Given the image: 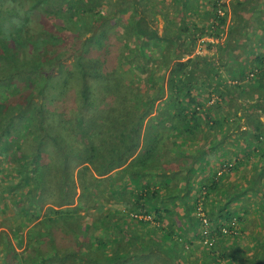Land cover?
<instances>
[{"label":"trees","instance_id":"16d2710c","mask_svg":"<svg viewBox=\"0 0 264 264\" xmlns=\"http://www.w3.org/2000/svg\"><path fill=\"white\" fill-rule=\"evenodd\" d=\"M263 187L264 0H0V264H264Z\"/></svg>","mask_w":264,"mask_h":264},{"label":"crops","instance_id":"0c3cea01","mask_svg":"<svg viewBox=\"0 0 264 264\" xmlns=\"http://www.w3.org/2000/svg\"><path fill=\"white\" fill-rule=\"evenodd\" d=\"M210 40H212V39L210 38ZM200 52L208 53L209 51L205 47H203V49L201 48ZM238 152H239L240 156L244 155L243 151L242 152H240V151L234 152L233 151L232 153L234 156H237ZM247 162H248L247 158H245V164L243 163L240 166L239 171H237V173H234L232 175L230 174L229 179H231L232 182L234 181L235 176L241 175V177L246 178V176H250V175L252 176L253 175L252 165L247 164ZM246 216H247L248 221L244 222V226L246 227L244 230L246 231V235L250 236V238H252V239L247 238V240H246L248 247L251 248V246L255 242V239L253 238L255 235L264 237V229L261 226H259L258 228L254 227V226H256V223L258 224L260 219H262V216L258 213H254V212L247 213ZM250 250H252V248Z\"/></svg>","mask_w":264,"mask_h":264},{"label":"rangeland","instance_id":"374dc122","mask_svg":"<svg viewBox=\"0 0 264 264\" xmlns=\"http://www.w3.org/2000/svg\"><path fill=\"white\" fill-rule=\"evenodd\" d=\"M214 49L215 48H212V50H214ZM250 176L243 178V177H241V175L240 176L238 175V176L234 177V181H235V183L241 184L242 186L247 185V184H249ZM263 190H264V187H263ZM258 197H259V195H257V194H256V196H253V197H249V198L245 197V199H244L245 202L243 204L246 205V207L250 210V212H254V213L257 212L258 214H260V212L262 211V210L260 211V207L262 205L258 204V202L260 201V199ZM243 204H240L239 208H241L243 206ZM177 210H179V212H183L181 209H177Z\"/></svg>","mask_w":264,"mask_h":264}]
</instances>
